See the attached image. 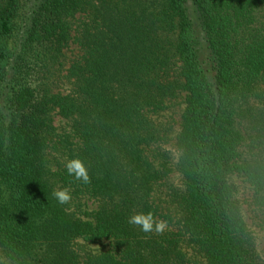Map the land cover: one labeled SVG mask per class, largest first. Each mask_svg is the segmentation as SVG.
Instances as JSON below:
<instances>
[{
  "label": "trees",
  "instance_id": "1",
  "mask_svg": "<svg viewBox=\"0 0 264 264\" xmlns=\"http://www.w3.org/2000/svg\"><path fill=\"white\" fill-rule=\"evenodd\" d=\"M0 264H264V0H0Z\"/></svg>",
  "mask_w": 264,
  "mask_h": 264
},
{
  "label": "clouds",
  "instance_id": "2",
  "mask_svg": "<svg viewBox=\"0 0 264 264\" xmlns=\"http://www.w3.org/2000/svg\"><path fill=\"white\" fill-rule=\"evenodd\" d=\"M64 167L69 176L83 185L91 183L89 172L79 158H72L65 162ZM53 197L60 205L69 204L72 200V194L67 188L54 190ZM128 223L134 227L140 228L144 233L163 234L168 228V221L157 219L151 211L147 213H135L128 218Z\"/></svg>",
  "mask_w": 264,
  "mask_h": 264
},
{
  "label": "rangeland",
  "instance_id": "3",
  "mask_svg": "<svg viewBox=\"0 0 264 264\" xmlns=\"http://www.w3.org/2000/svg\"><path fill=\"white\" fill-rule=\"evenodd\" d=\"M68 52H70V51L68 50ZM55 120H56V117H55Z\"/></svg>",
  "mask_w": 264,
  "mask_h": 264
}]
</instances>
